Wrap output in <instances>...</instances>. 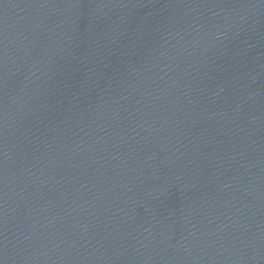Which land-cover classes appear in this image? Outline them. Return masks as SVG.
Wrapping results in <instances>:
<instances>
[{"label":"water","instance_id":"obj_1","mask_svg":"<svg viewBox=\"0 0 264 264\" xmlns=\"http://www.w3.org/2000/svg\"><path fill=\"white\" fill-rule=\"evenodd\" d=\"M0 264H264V0H0Z\"/></svg>","mask_w":264,"mask_h":264}]
</instances>
